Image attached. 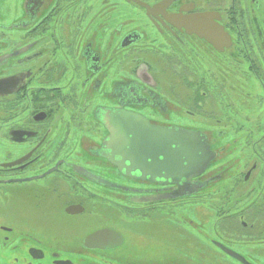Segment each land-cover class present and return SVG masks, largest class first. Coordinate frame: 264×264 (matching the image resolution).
I'll use <instances>...</instances> for the list:
<instances>
[{
	"label": "flooded vegetation",
	"instance_id": "1",
	"mask_svg": "<svg viewBox=\"0 0 264 264\" xmlns=\"http://www.w3.org/2000/svg\"><path fill=\"white\" fill-rule=\"evenodd\" d=\"M120 114L208 167L122 164ZM209 257L264 264V0H0V264Z\"/></svg>",
	"mask_w": 264,
	"mask_h": 264
},
{
	"label": "water",
	"instance_id": "2",
	"mask_svg": "<svg viewBox=\"0 0 264 264\" xmlns=\"http://www.w3.org/2000/svg\"><path fill=\"white\" fill-rule=\"evenodd\" d=\"M115 119L121 120L122 125L116 126L115 132L110 133V143L106 145L113 144L112 136L115 135L124 139L123 145H130L131 149L124 150V153L132 159H123L122 164L126 163L129 167H132L133 163L142 167L163 165V172L173 185H178L182 179L187 181L189 177L208 167L211 152L207 142L199 134L176 129H150L146 123L131 117L125 119L122 114ZM127 120H130L129 123H124ZM115 143L118 145V142ZM117 149L123 150L119 145ZM139 172L142 179H145V175L154 173L153 170ZM99 235L103 234L94 233L93 238Z\"/></svg>",
	"mask_w": 264,
	"mask_h": 264
},
{
	"label": "rangeland",
	"instance_id": "3",
	"mask_svg": "<svg viewBox=\"0 0 264 264\" xmlns=\"http://www.w3.org/2000/svg\"><path fill=\"white\" fill-rule=\"evenodd\" d=\"M204 219L202 220L203 222H205V224H207V222H208V224H209V220L207 219V218H205V217H203ZM202 222V223H203ZM213 253L212 252H209L208 253V255H212ZM207 263H210V264H218L217 262H219V261H217V259L214 257H209V258H207Z\"/></svg>",
	"mask_w": 264,
	"mask_h": 264
}]
</instances>
